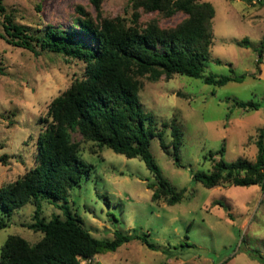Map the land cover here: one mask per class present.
<instances>
[{
	"label": "rangeland",
	"instance_id": "rangeland-1",
	"mask_svg": "<svg viewBox=\"0 0 264 264\" xmlns=\"http://www.w3.org/2000/svg\"><path fill=\"white\" fill-rule=\"evenodd\" d=\"M216 8L214 43L205 73L218 75L253 74L243 82L217 87L203 79L176 75L169 81L142 78L140 99L145 110L158 122L178 118L184 132L180 163L167 155L158 138L151 150L164 175L189 191L182 201L168 205L152 200L147 184L154 175L139 158H127L110 148L100 149L82 141V156L93 164L84 179L68 196V204L82 217L85 226L100 239H112L119 231L146 235L154 248L139 239L104 251L83 264H264V190L261 185L207 188L193 181L197 170L211 169L205 158L223 145V157L255 161L259 130L264 127V72L257 62L256 48L264 40V8L250 0H206ZM14 22L32 30L47 25L75 27L76 6L84 5L94 16L90 0H3ZM131 0H104L106 18L130 19ZM155 13H142L146 24ZM184 18L177 13L160 18L162 26H173ZM0 12V33L6 35ZM78 28V27H76ZM219 61V62H218ZM0 188L35 166L37 141L47 125L51 101L85 73V63L43 51L40 55L0 37ZM263 65V64H262ZM234 100L260 102L258 110L237 108ZM171 141L170 132L166 133ZM95 150V152L93 151ZM224 204V205H221ZM35 206L27 204L11 215L0 229L1 247L10 235L34 243L41 233L24 226L33 222ZM61 210L43 201L42 215L50 219ZM3 217L0 204V217Z\"/></svg>",
	"mask_w": 264,
	"mask_h": 264
},
{
	"label": "trees",
	"instance_id": "trees-1",
	"mask_svg": "<svg viewBox=\"0 0 264 264\" xmlns=\"http://www.w3.org/2000/svg\"><path fill=\"white\" fill-rule=\"evenodd\" d=\"M103 2L90 0L96 16L84 5H77L75 27L47 25L34 31L14 22L0 0L6 33H0V37L35 55L49 51L85 63L84 75L75 78L48 106L44 118L47 125L37 141L35 166L0 188L3 214L0 229L10 223L14 212L31 204L35 206L33 222L24 226L42 234L34 243L10 235L1 247L0 264H83L133 239L154 248L146 235L117 231L112 239L96 237L68 204L71 191L88 179L94 168L83 158L82 141L74 140L73 134L79 133L83 141L94 142L100 149L110 148L127 158L144 161L156 181L147 184L153 191L152 200L174 205L183 200L189 189L174 186L164 175L151 143L158 138L163 151L179 164L184 132L177 117L158 122L153 112L143 108L142 78L159 82L186 75L222 87L229 82H243L248 76L255 77V73H205L214 43L216 16V8L209 1L131 0L130 19L103 17ZM142 13L156 16L144 25L140 21ZM177 13H182L184 18L175 25L159 23L160 18H171ZM263 50L264 41L256 49L258 64L262 62ZM234 103L244 110L261 107L260 102L252 100H234ZM168 132L172 137L170 142L166 139ZM258 138L255 161L240 158L229 162L223 157V145L217 152L206 155L212 167L194 172L193 181L207 188L259 184L264 190V127L259 130ZM0 161L7 164L5 156ZM43 201L54 202L61 214L47 219L42 215Z\"/></svg>",
	"mask_w": 264,
	"mask_h": 264
},
{
	"label": "crops",
	"instance_id": "crops-1",
	"mask_svg": "<svg viewBox=\"0 0 264 264\" xmlns=\"http://www.w3.org/2000/svg\"><path fill=\"white\" fill-rule=\"evenodd\" d=\"M249 1V0H248ZM253 3H254V0H253ZM250 4L251 5H254V4H252V1L250 0ZM256 5L258 6V9H262V8H264V0H262L261 2H259V3H256ZM262 41H264V40H262ZM260 44H261V42L258 44V46L257 47H255L256 49L257 48H259V46H260ZM258 54V53H257ZM257 58H258V56H257ZM257 60V59H256ZM263 64V65H262ZM260 65H261V67L264 69V50H263V58H262V62L260 63ZM263 72H264V70H263Z\"/></svg>",
	"mask_w": 264,
	"mask_h": 264
},
{
	"label": "built area",
	"instance_id": "built-area-1",
	"mask_svg": "<svg viewBox=\"0 0 264 264\" xmlns=\"http://www.w3.org/2000/svg\"><path fill=\"white\" fill-rule=\"evenodd\" d=\"M262 0H254V3H259L261 2Z\"/></svg>",
	"mask_w": 264,
	"mask_h": 264
}]
</instances>
